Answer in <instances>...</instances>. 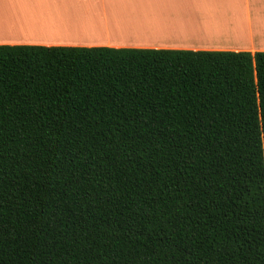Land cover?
Wrapping results in <instances>:
<instances>
[{
	"label": "trees",
	"instance_id": "1",
	"mask_svg": "<svg viewBox=\"0 0 264 264\" xmlns=\"http://www.w3.org/2000/svg\"><path fill=\"white\" fill-rule=\"evenodd\" d=\"M0 264H264V52L0 45Z\"/></svg>",
	"mask_w": 264,
	"mask_h": 264
},
{
	"label": "crops",
	"instance_id": "2",
	"mask_svg": "<svg viewBox=\"0 0 264 264\" xmlns=\"http://www.w3.org/2000/svg\"><path fill=\"white\" fill-rule=\"evenodd\" d=\"M0 45L264 52V0H0Z\"/></svg>",
	"mask_w": 264,
	"mask_h": 264
},
{
	"label": "bare ground",
	"instance_id": "3",
	"mask_svg": "<svg viewBox=\"0 0 264 264\" xmlns=\"http://www.w3.org/2000/svg\"><path fill=\"white\" fill-rule=\"evenodd\" d=\"M191 31H195V32H199L200 30H202L204 33H206V32H208L209 30H217V29H215V27H209V26H202V27H200L201 29H199V28H197V27H193L194 29H191L192 28V26H187ZM147 30V29H146ZM183 32H184V29H181ZM224 30V29H223ZM133 31H138L139 32V30H136V29H133ZM146 32H148V31H146ZM203 33V34H204ZM216 33V32H215Z\"/></svg>",
	"mask_w": 264,
	"mask_h": 264
},
{
	"label": "rangeland",
	"instance_id": "4",
	"mask_svg": "<svg viewBox=\"0 0 264 264\" xmlns=\"http://www.w3.org/2000/svg\"><path fill=\"white\" fill-rule=\"evenodd\" d=\"M180 25H182L183 27H182V29H184L185 30V27H186V29L188 30V31H191L187 26H190V25H183V24H180ZM204 24H202V26H203ZM204 26H206V25H204ZM134 28V27H133ZM133 28L132 29H130L131 31H133ZM160 27L158 26L157 28H156V30L155 31H149L148 33H145V32H139V34L138 35H140V34H152L153 32H157L158 31V29H159ZM126 29V28H125ZM126 30H128V29H126Z\"/></svg>",
	"mask_w": 264,
	"mask_h": 264
}]
</instances>
